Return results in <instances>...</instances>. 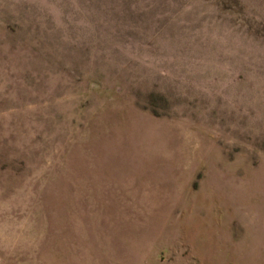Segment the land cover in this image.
I'll use <instances>...</instances> for the list:
<instances>
[{
	"label": "rangeland",
	"instance_id": "374dc122",
	"mask_svg": "<svg viewBox=\"0 0 264 264\" xmlns=\"http://www.w3.org/2000/svg\"><path fill=\"white\" fill-rule=\"evenodd\" d=\"M0 264H264V0H0Z\"/></svg>",
	"mask_w": 264,
	"mask_h": 264
}]
</instances>
